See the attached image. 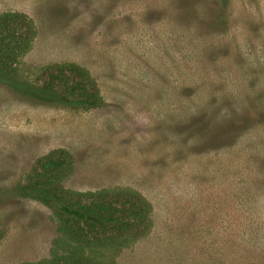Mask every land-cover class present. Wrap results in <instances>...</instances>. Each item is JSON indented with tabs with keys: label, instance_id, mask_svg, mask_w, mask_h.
Returning a JSON list of instances; mask_svg holds the SVG:
<instances>
[{
	"label": "rangeland",
	"instance_id": "1",
	"mask_svg": "<svg viewBox=\"0 0 264 264\" xmlns=\"http://www.w3.org/2000/svg\"><path fill=\"white\" fill-rule=\"evenodd\" d=\"M11 10L37 29L21 79L75 62L104 103L0 85V264L49 254L51 210L19 188L53 150L73 161L66 186L151 203L150 233L116 264H264V0H0Z\"/></svg>",
	"mask_w": 264,
	"mask_h": 264
},
{
	"label": "trees",
	"instance_id": "2",
	"mask_svg": "<svg viewBox=\"0 0 264 264\" xmlns=\"http://www.w3.org/2000/svg\"><path fill=\"white\" fill-rule=\"evenodd\" d=\"M36 33V25L26 13H0V85L39 103L84 110L101 107L104 100L97 81L75 62L41 68L34 84L21 79L18 65ZM73 169L64 150L50 151L37 159L19 188L23 196L51 210L56 235L48 256L17 264H116L124 250L150 233L152 206L144 194L123 185L84 190L68 187L65 181Z\"/></svg>",
	"mask_w": 264,
	"mask_h": 264
}]
</instances>
